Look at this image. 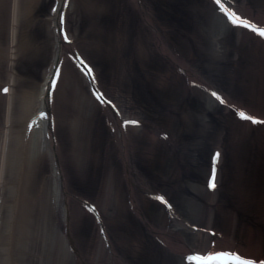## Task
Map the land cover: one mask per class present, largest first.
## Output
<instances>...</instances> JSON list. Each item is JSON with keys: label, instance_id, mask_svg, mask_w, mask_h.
Returning a JSON list of instances; mask_svg holds the SVG:
<instances>
[{"label": "rangeland", "instance_id": "rangeland-1", "mask_svg": "<svg viewBox=\"0 0 264 264\" xmlns=\"http://www.w3.org/2000/svg\"><path fill=\"white\" fill-rule=\"evenodd\" d=\"M40 1L41 4L34 8L30 0H11L8 10L0 7V13H13L16 3L18 12L15 25L17 64L28 70L27 73L18 71L19 74L14 72L17 67L10 66L7 70L0 66L2 82L12 71L20 75V82L16 83L18 94L25 81L29 88H36L40 78L31 80L32 72H40L42 66L46 67L52 60V55L40 58L35 54L42 51L35 39L44 40L43 35L39 37V26L34 23L39 20L36 14L46 17L51 3V0ZM125 1L127 3L120 1L110 9V0H104L98 12L90 16L89 5L99 3L97 0H73L67 17H71L69 30L75 40H82L85 45L82 51L98 56L94 48L99 49L100 45L101 54H111L109 61H100L106 65L102 66L104 71L98 79L99 85L108 96L114 99L115 95L114 101L122 114L141 122L137 126L139 129L127 128L122 143L109 131L108 125L103 124L102 118L109 116L102 109L96 112L101 117L99 124H96L97 118L93 122L85 119L80 110L77 116L73 111L81 107L77 103L79 99L75 97L69 105L63 104L70 98V90L65 88L66 78L61 79L54 98L59 94L56 113L61 117L58 116L59 123L55 124V134L58 160L69 191L65 211L64 207L62 211L58 206L49 208L40 197L45 195L43 182L51 172L48 159L40 156L38 166L29 162L27 170L19 174V182L24 186H19L18 197L12 193L3 196L6 202L3 200L5 206L0 210V241L7 255H1L2 261L6 259V264L41 261L44 264H76L70 255L71 259L66 256V249L70 252L63 243L65 240L62 241L67 229L85 260L90 264H105V256L98 259L99 246L103 244L98 241L92 217L80 213L77 197H85L100 208L107 221L112 247L126 264H180L179 255L158 243L144 220L154 229L167 232L178 229L187 247L204 249L201 243L207 242L208 236L205 233L198 236L196 230L174 224L171 215L149 199L148 194L154 191L168 195L181 220L219 228L224 235L219 238L222 245L233 244L264 255V147L261 146L264 135L258 128L234 121L231 109L214 99L209 100L208 92L197 83L204 82L220 91L224 98L232 101L229 103L264 115L263 48H256L248 37L230 30L222 19L216 34L220 39L215 45L216 54H213L209 49L210 39H207L210 35L206 32L213 12L209 0H149L145 7L151 9V26L142 18L137 22L140 8L131 11L127 5L129 0ZM233 1L246 14L264 21V0ZM124 10L131 20L125 18ZM105 13L111 14L116 26L109 20L101 22ZM123 18L126 23L122 22ZM154 33L159 35L167 56L157 49ZM187 33L191 34L190 40H184ZM45 37L46 42L50 37ZM119 64L125 65L132 77L127 70H121ZM183 67L193 73L194 81L181 71ZM65 89H68V98H63ZM3 104L0 102V112ZM19 112L15 104L12 116L15 118ZM3 119L0 124H4ZM19 127L21 123L16 118L10 126V135L14 138ZM71 128L74 129L72 133L69 132ZM147 130L155 135L166 131L170 137L168 144L160 138L153 142ZM123 148L126 159L121 154ZM216 149L221 152L220 188L210 193L204 183L212 152ZM4 170L7 186L11 178L7 176L9 167ZM132 202L144 214V220L139 218L134 207H130ZM63 213L65 217L62 218Z\"/></svg>", "mask_w": 264, "mask_h": 264}, {"label": "bare ground", "instance_id": "bare-ground-1", "mask_svg": "<svg viewBox=\"0 0 264 264\" xmlns=\"http://www.w3.org/2000/svg\"><path fill=\"white\" fill-rule=\"evenodd\" d=\"M10 1L11 0H2V2L0 3V7L2 6V8H6L5 10L10 9V5H11ZM30 1H31L32 8H34L37 4L38 5L41 4L40 0H30ZM54 1L55 0H51V3L48 8V14L46 16L47 18L36 14V17H38L40 21L36 20L34 22L36 25L39 26V33H38L39 37L43 35V39H44L41 42L39 41L38 38L35 39V44L37 46H40L42 50V51H36L35 54L36 56L40 58H45L48 55L49 56L52 55L51 57L52 60L46 65V67L42 66L44 70L42 68L40 69L41 70L40 72L39 71L36 72L32 70L33 71L32 76L34 79L31 78V80L36 81L38 78H40V80L38 79L40 81L37 86L38 88L37 87L29 88V86L26 85L27 83L25 81V86L20 85L19 87V94L16 93L17 88H18L16 87V85L20 82L19 81L20 75L16 73H19L18 71L27 73L28 69L23 68V66H21L19 63L17 64L18 48L15 47L16 46L15 42L17 40L16 35H15L16 34L15 25L17 22L18 12L16 11V6H15L16 3L14 2L15 4H13V7H12V9H14L13 13L12 12L9 13V11L0 13V16H1V19H0V66L2 68L7 67L6 68L7 70L8 68H10V66L17 67L14 69V72L16 73L12 71L8 74L7 78H5L4 82L0 81V102L4 103L3 104L4 108L0 112L1 114L0 119L4 118L3 119L4 124H0V210H2V206H5L4 204L6 202L3 196L9 193H12L11 195L15 194L18 197L19 192H20L18 191L19 186L20 187L24 186L22 183L19 182L20 181L19 174L22 173V171L27 170L28 168L27 164L29 162H32L33 165H36V166L40 165L38 164V161L40 160L41 158L40 156L42 155H44L45 158L48 159V162H47L48 169L50 168V171H51L49 172L46 179H44L45 182H43L44 185H43L42 191H43V194L45 195L44 197L40 195L42 201L45 202V204L51 209H54L55 207L58 206L59 210L61 209V205L65 204L67 201L69 191L67 190L66 185H65L66 180H65L63 169H62V165L59 162L58 157H57L58 153H57V145H56L57 143H56V134H55V124L57 126V123H59L58 119L61 117L60 115H58L59 116L58 118L57 113H56V104H57V109H58L59 101H60L59 94L57 93L58 94L57 99H59V101L57 99L54 100V98H56L57 96V95L55 96V93L59 91L60 89L59 87L61 86V79L63 80V78H66L67 87L65 88H68L70 90V98L66 99L67 101L63 103L64 105L66 104L69 105L71 102H73V99L77 97L79 99L77 101V103L79 104L78 106H81V107L75 109V111L73 112L77 115V113L81 111L80 113L81 116H83L85 119L92 121V122L94 121L95 118H97L98 122L96 124H99L100 122L99 120L101 119V117H99V115L96 112L98 111L99 108L102 109L109 116L108 120L104 119V117L102 118L103 124L107 123L106 125H108L110 129L112 128L114 130L117 129V131L120 134V141L122 143H124V140L126 138L125 133L127 129L124 130V128H127V126L125 127L122 126L123 118L125 117L124 114H122L120 111L118 114L114 112L111 106L106 105L104 103H99L92 96L91 91H90L91 90L90 83L93 82L92 80H94V83L97 82L96 84H99L98 79H100V75L102 76V73L104 71L102 66H105L106 62L100 63V61H105V60L109 61L110 58L108 55H111V54L107 55L106 52H103L101 54L100 48H102V46L98 45L97 43L96 44L100 48L97 49V47H95L96 49L94 48V50H97V52L99 53L98 56H93L92 52H88L89 53L88 54L82 51L83 50L82 48L85 47L84 43H82L83 41L82 40L77 41V39L75 40L74 35L69 30L70 29L69 26H71L70 25L71 17L70 16L69 18L67 17V14H68L67 10H70L73 8V0H56L58 4L55 5V7L53 8ZM97 1L99 3H96L94 6L89 5V8L91 9L89 11L90 16H92L93 14H96L98 12L97 10L98 6L99 5L101 6V4H103L104 2V0H97ZM116 1H119V0H110V5L108 8L113 7L114 5L118 6L120 1L124 4L125 2L127 3V1L125 0H120L119 2H116ZM47 2L48 0H42V3H47ZM147 3L149 4V0H129L127 5L131 11H134L135 9H137V7H139L141 12H139L137 16H138V19L140 20L137 19V22L141 21V18H142L143 20L146 21V23H148L151 26L152 21L150 18L152 17V14L149 12L151 11V9L145 7ZM210 3L214 7L211 6L213 9L212 19L209 23V26L206 27V32H208L207 35L208 34L210 35V38L209 36H207V39H210V43H211V46L209 49L211 50L213 54H216L215 45L220 39L219 37L216 36V34L218 33V27H220L221 25V20L223 19L224 23L227 25L228 28H229V25L231 26V24L229 22H225L226 20L220 14L221 12H219V9H217V7L215 6L212 0H210ZM65 4L67 5V7L64 6ZM129 4H131V6ZM52 9H55V11ZM93 9L94 10L96 9L95 10L96 12L92 13ZM120 10H118V12ZM123 12H124L125 18H127L128 20L132 19V17L131 18L128 17L129 14L127 13L128 12L127 10H124ZM105 16H107V18ZM108 20L109 22H111L110 24L114 23L113 22L114 19L111 17V14L105 13V15L103 16V20L101 19V22L104 21L108 23ZM122 22L126 23L127 21H125V19L123 18ZM114 26H116L115 23H114ZM43 27H45L46 29H42ZM136 27L139 29L138 25H136ZM7 28H9L8 32L5 33L4 31ZM41 29L44 30V32H42ZM232 29H235L239 35H244L248 37L249 42L252 40L253 42L259 45L264 44L262 40H260L259 38L255 39L254 37H252L250 33L246 32V30L242 29L241 27L235 26V28H232ZM65 32L67 33V39H65ZM47 35H49L51 39L47 38L45 42V39H46L45 36ZM187 39L188 40L191 39L190 33H187L186 36L184 37V40H187ZM153 40L157 46V49H159V51L164 56H167L166 53L164 52V46H163L164 44L162 43L158 34L154 33ZM28 47H32V45H28ZM51 47H53V50ZM262 48H263V51H262L261 56L263 58L264 57V54H263L264 45L262 46ZM250 51L251 53L253 52L252 49ZM255 54H257V51L254 52V55ZM119 66L121 70L123 69L127 70L128 73L132 77L131 71H129V69H127L125 65L119 64ZM184 69H185L184 67L181 68V70H183L186 74H188L191 80H194L191 77L193 73L188 69H185V70ZM57 70H59L58 77L56 75ZM57 78L58 80H56ZM118 80L120 83V79ZM81 81H83V84L81 83ZM51 83H54V86H55L52 99L50 96V86H49ZM201 84H203L202 86H204L207 90H209L210 87L208 85L204 83H201ZM22 87H24V89H22ZM120 87L121 86H119V88ZM4 88H8L9 91L5 93L3 91ZM91 88L94 90V92H97L96 85H94L93 83H91ZM68 89H65L64 94L62 93V95L64 96L63 98L69 97V94L67 92ZM101 93L108 97V95L105 93V90L102 88H101ZM122 93H124V91H122ZM210 97L211 96L209 94V100H213V98L212 97L210 98ZM17 98L20 100V102L16 100ZM110 98H113V97H110ZM114 100H115V95L112 101L114 102ZM226 101H228V103L232 102L229 99H226ZM15 104L19 106L20 112L14 118L12 115L14 113ZM77 116H80V115H77ZM16 118L20 121L21 127H19L18 130L15 131L16 136L15 135L14 136L16 138H14L12 135H10V126H12L13 122L16 121ZM243 124L250 125L248 122H244ZM1 126H3V128H1ZM131 129L136 131L139 128L137 126H134V127H131ZM71 130L73 131L74 129L71 128L69 132ZM149 135L151 139L153 140V142H155L158 139V136L155 135L153 131L152 132L150 131ZM125 153H126L125 149L123 148L121 151L123 158H126ZM214 162L216 163V166L220 164L221 162L220 154H219V157H215ZM213 166H215V164H213ZM6 167H9L7 176L10 175L12 179L9 177L8 185L5 186L6 188H4V185L2 186V184L5 179L4 169H6ZM127 173L128 172L126 170V174ZM217 189H218V186L216 185L215 188L213 189V193L216 191L218 192L219 189L218 190ZM88 205L89 204L87 201H82L83 207H82V211L80 212L81 215H83V213L85 212V207H87ZM14 209L16 210V207H14ZM165 212L167 213L170 212V215H171L170 217L174 224H177V225L183 224L186 227H190L191 229L193 228L194 224H192V222L186 219L181 220V217L177 216V213L173 210V206L171 207L168 205V208L167 207L165 208ZM61 215H62V218L65 217V213ZM95 215L97 218V219L95 218V222L97 224V221H98L99 222L98 226L100 227L99 232L96 229L98 241L102 245L104 242L109 241L107 239H103V240L101 239V236H102L101 232L103 230L104 232L106 231L105 225L107 221L104 220L103 214L101 211H96ZM138 215H139V218H143V215L141 214V212H139ZM55 230L56 229L54 228V231ZM151 230L153 234L157 237L156 240L158 241V243L164 244L169 250L176 253L177 255L182 256L181 257L182 260L180 259L181 260L180 264H194L193 262L192 263L185 262L186 254H188L191 250L189 249V247H187L184 241V238H182L178 229L173 232L162 231L160 229H154V228L153 229L151 228ZM78 233L80 234L81 232L79 231ZM197 235L203 236V232L199 230L197 231ZM10 236L12 235L10 234ZM105 236H106V233H105ZM214 236L216 239L218 238L217 232L214 233ZM62 237H63L62 241L65 240L63 241L64 245L67 244V246L75 247L74 240L72 239V237L70 236L68 232L65 233V236L63 233ZM101 240L103 241V243L101 242ZM219 242L221 243L220 240ZM161 244L156 245L155 249H157V247H160ZM201 244L204 247L202 251L209 250L212 247L210 246L209 240ZM223 247H226V245L220 246L219 244L215 246V248H223ZM24 248H25V245L23 243L22 249L24 250ZM99 248L100 249L97 254L98 259L102 256H105L106 258L104 259L105 264H126L125 260L120 255H118L115 252V250L111 249L110 247L105 248L104 245H102V246H99ZM241 250L243 254L249 257H252V258L263 257V255H261V253L257 251L251 252V251H245L244 249H241ZM6 252H7L6 249L2 245V242L0 241V261H2L3 255H7ZM69 255L70 254L68 253V250L66 249V256L68 258H70L71 256V258H73L72 260L75 261L76 264H84L82 255L79 254L78 251H75L74 254L70 256ZM2 262H3L2 264H6L8 261L6 262V259H5ZM37 264H44V261L43 262L41 261Z\"/></svg>", "mask_w": 264, "mask_h": 264}, {"label": "snow or ice", "instance_id": "snow-or-ice-1", "mask_svg": "<svg viewBox=\"0 0 264 264\" xmlns=\"http://www.w3.org/2000/svg\"><path fill=\"white\" fill-rule=\"evenodd\" d=\"M215 2L217 5H219L220 10L227 14V17L231 20L233 24L242 25L256 32L261 37H264V27L254 24L250 19L244 18L243 16L239 15L236 11L226 6L222 2V0H215ZM64 6L67 7L66 4ZM53 10L55 11V9ZM65 39H67V33H65ZM56 75L57 77L59 76V70H57ZM3 91L7 93L9 89L4 88ZM213 95L217 96L218 99L221 100V102H224L223 97H220L218 93L214 92ZM99 96L102 98L103 94L100 93ZM101 102H105L104 99H102ZM239 115L242 118L250 120L253 123L264 124V119H260L257 116L250 115L244 110H239ZM127 123L136 124L139 122L138 121H128ZM217 156H219V153H217ZM212 187H215L214 180L212 183ZM161 199H163V197H161ZM165 203H167V201H165ZM92 210L95 211V208L93 207ZM187 259L189 261H196L197 264H264V257L252 258L245 254H241L240 252L235 251V250L212 251V252H209L207 255L194 254V255H189Z\"/></svg>", "mask_w": 264, "mask_h": 264}]
</instances>
